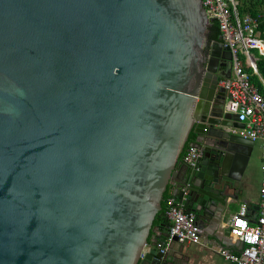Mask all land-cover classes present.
I'll return each instance as SVG.
<instances>
[{
    "label": "water",
    "instance_id": "water-1",
    "mask_svg": "<svg viewBox=\"0 0 264 264\" xmlns=\"http://www.w3.org/2000/svg\"><path fill=\"white\" fill-rule=\"evenodd\" d=\"M213 22L203 0H0V264L188 263L165 196L217 220L256 145Z\"/></svg>",
    "mask_w": 264,
    "mask_h": 264
},
{
    "label": "built area",
    "instance_id": "built-area-1",
    "mask_svg": "<svg viewBox=\"0 0 264 264\" xmlns=\"http://www.w3.org/2000/svg\"><path fill=\"white\" fill-rule=\"evenodd\" d=\"M203 5L208 17L219 24L224 46L229 47L232 54V75L222 79L220 86L227 92V110L244 124V128L237 129L236 133L260 143L263 154L257 218L251 221L247 205H242L230 223V234L242 245L241 250L221 247L217 251L233 264H264V96L252 83V75L258 74L257 61L264 57V38L258 31L256 19L240 15L236 0H203ZM242 56H246L244 62ZM200 155L199 150L191 147L182 159L194 166ZM168 205L170 237H178L189 244L201 243L195 215L186 213L173 199Z\"/></svg>",
    "mask_w": 264,
    "mask_h": 264
},
{
    "label": "crops",
    "instance_id": "crops-1",
    "mask_svg": "<svg viewBox=\"0 0 264 264\" xmlns=\"http://www.w3.org/2000/svg\"><path fill=\"white\" fill-rule=\"evenodd\" d=\"M234 130L235 129H233V132ZM262 161V149L260 143H256L250 162L241 181L240 188L242 190V198L228 205L217 220H208V222L198 227L200 230L201 243H186V248L189 249L187 264H233L225 260L217 250L221 247L231 250H241L242 245L237 242L229 232L230 223L233 216L238 213L242 205H247L251 221L257 218L261 199ZM168 197L169 199L167 202L173 199L169 195Z\"/></svg>",
    "mask_w": 264,
    "mask_h": 264
},
{
    "label": "trees",
    "instance_id": "trees-1",
    "mask_svg": "<svg viewBox=\"0 0 264 264\" xmlns=\"http://www.w3.org/2000/svg\"><path fill=\"white\" fill-rule=\"evenodd\" d=\"M238 5V11L240 15L243 17L245 15H250L254 19H256L258 23V31L261 33V36L264 38V0H236ZM221 32L219 28V24L214 21L211 26V35L210 39L211 42L214 41H221ZM257 68H258V74H253V72L250 70V73H252V83L254 86H256L259 90V92L264 96V57H260L257 61ZM188 148L186 149V151ZM185 151V153H186ZM184 153V154H185ZM183 157V156H182ZM168 195L165 196V201L163 203L164 205V211H168ZM165 219H163L164 221ZM157 224V222H156Z\"/></svg>",
    "mask_w": 264,
    "mask_h": 264
},
{
    "label": "rangeland",
    "instance_id": "rangeland-1",
    "mask_svg": "<svg viewBox=\"0 0 264 264\" xmlns=\"http://www.w3.org/2000/svg\"><path fill=\"white\" fill-rule=\"evenodd\" d=\"M253 53H256V52H253ZM245 59H246V56H242L241 57V60L244 62L245 61Z\"/></svg>",
    "mask_w": 264,
    "mask_h": 264
},
{
    "label": "flooded vegetation",
    "instance_id": "flooded-vegetation-1",
    "mask_svg": "<svg viewBox=\"0 0 264 264\" xmlns=\"http://www.w3.org/2000/svg\"><path fill=\"white\" fill-rule=\"evenodd\" d=\"M165 223H166L167 226L170 225V224H169V220H165Z\"/></svg>",
    "mask_w": 264,
    "mask_h": 264
}]
</instances>
